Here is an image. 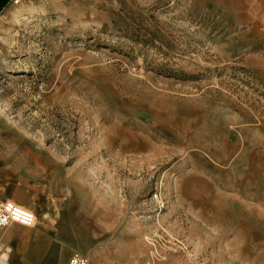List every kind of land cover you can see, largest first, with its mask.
Instances as JSON below:
<instances>
[{
    "label": "rangeland",
    "instance_id": "1",
    "mask_svg": "<svg viewBox=\"0 0 264 264\" xmlns=\"http://www.w3.org/2000/svg\"><path fill=\"white\" fill-rule=\"evenodd\" d=\"M28 186L135 264H264V0H8L0 201Z\"/></svg>",
    "mask_w": 264,
    "mask_h": 264
},
{
    "label": "crops",
    "instance_id": "2",
    "mask_svg": "<svg viewBox=\"0 0 264 264\" xmlns=\"http://www.w3.org/2000/svg\"><path fill=\"white\" fill-rule=\"evenodd\" d=\"M25 193L24 203L10 200L30 209L35 221L0 229V252L7 260L0 264H67L74 253L85 256L88 264H135L139 259L109 236L104 222L66 195L35 186L26 187Z\"/></svg>",
    "mask_w": 264,
    "mask_h": 264
},
{
    "label": "built area",
    "instance_id": "3",
    "mask_svg": "<svg viewBox=\"0 0 264 264\" xmlns=\"http://www.w3.org/2000/svg\"><path fill=\"white\" fill-rule=\"evenodd\" d=\"M35 216L33 212L10 199L0 201V229L12 222H17L26 226L33 225ZM5 253L0 252V263H6ZM67 264H88L85 256L74 253L68 259Z\"/></svg>",
    "mask_w": 264,
    "mask_h": 264
},
{
    "label": "trees",
    "instance_id": "4",
    "mask_svg": "<svg viewBox=\"0 0 264 264\" xmlns=\"http://www.w3.org/2000/svg\"><path fill=\"white\" fill-rule=\"evenodd\" d=\"M8 0H0V10L2 9V7L6 4Z\"/></svg>",
    "mask_w": 264,
    "mask_h": 264
}]
</instances>
